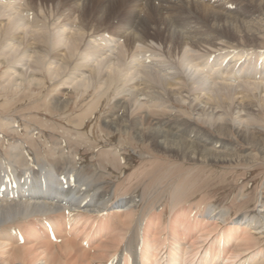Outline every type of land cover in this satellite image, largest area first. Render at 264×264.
I'll list each match as a JSON object with an SVG mask.
<instances>
[{
    "label": "bare ground",
    "instance_id": "6f19581e",
    "mask_svg": "<svg viewBox=\"0 0 264 264\" xmlns=\"http://www.w3.org/2000/svg\"><path fill=\"white\" fill-rule=\"evenodd\" d=\"M133 1L108 31L111 0L84 26L75 18L90 0H0V90L64 84L53 101L63 110L91 91L86 115L115 99L106 128L198 160L228 155L198 122L264 148L255 118L264 111V48L252 43L264 38V0L256 12L228 0ZM15 144L10 160L0 158V264H264V184L231 214L192 199L186 180L160 197L157 185L144 200L128 198L135 169L112 196L68 165L33 167L27 144Z\"/></svg>",
    "mask_w": 264,
    "mask_h": 264
},
{
    "label": "rangeland",
    "instance_id": "374dc122",
    "mask_svg": "<svg viewBox=\"0 0 264 264\" xmlns=\"http://www.w3.org/2000/svg\"><path fill=\"white\" fill-rule=\"evenodd\" d=\"M256 1L257 0H228L226 2L225 0V6L228 8L240 6L249 12H256ZM61 2L62 1H59V3ZM90 2V12L88 14H83L82 19L75 18L77 23L79 22L83 26L91 25V21L95 18L96 9L99 7L102 0H90ZM111 3L113 5V17L111 14L109 16L110 18H104L105 22L108 21L106 24L108 31L110 27L113 28L114 25H118L121 20H124V13L126 9L133 7L135 4L133 0H111ZM142 5H144L143 2L140 3L139 7ZM148 6L151 7V5ZM79 23L78 25H80ZM144 33L146 32L143 31V34ZM252 43L254 45V49L258 48V50H263L264 38L255 41L256 44L254 42ZM2 68H5L6 70V67H0V82L3 79V71H5ZM46 87L36 88V86H31L27 89V86H24L19 90H13L14 93L12 92L11 87L5 89L4 91L0 90V93H2V95L0 94V158L4 157V160H10L12 147H14L15 143L17 144L18 141H21L25 145L27 144L26 148H29L27 149L30 151L32 160L35 163L33 167L36 165H42L41 163L44 164V162L49 164H58L59 166L63 164L68 165L71 168L73 167V169H78L83 175L89 178L91 177L94 183L100 184L101 187L109 191L112 196L114 191L121 187L127 176L133 171V169H135L140 173L138 174L136 182L133 183L127 192L126 196L128 198L130 196L135 197L136 195L139 197L141 194V197L139 198L140 200H144L147 198L151 187L157 185H159L161 190L160 195L158 196L160 197L162 195H166L174 186L173 184L185 185L186 182L185 187L190 188L188 193L192 199L201 203H208L217 206L224 211H229V214L250 206L254 201L256 190L260 184H264V148L255 146L252 143L248 144L249 141H243L236 135H232V133L228 136L222 133H219V135L218 133L210 130L203 122H198L205 132L213 134L215 138L217 137V139H220L221 141L225 140L227 147L223 150L228 155H226V158L222 160H198L196 158L197 156L189 158L180 154L176 155L175 153H170L166 150V152H164L163 150L153 149L148 142L138 141L135 139L132 136L131 131L127 133H124L122 130L114 132L113 130L106 128L103 125L102 120L115 110V99L106 101L103 106L100 104L97 109H93L90 112L92 114L89 113L90 116L87 114L89 116L88 117L85 114V110L88 103L91 101V96H87L88 94H91V91H88V93L82 97L78 96L79 93H77L76 97V93H74L73 98L71 97L72 99L69 101V103H71L63 110L62 108L54 106L53 101L60 98L62 95L60 93L64 92L63 87L66 86L62 84L57 88H53L48 84ZM15 93L16 95L14 96ZM26 93L28 95H26ZM4 103L8 106H5ZM173 105L175 107H179L181 104L176 102ZM184 108L188 109L187 105H184ZM115 111L118 112V109ZM260 112L261 114L255 118L259 121L261 126L259 139L261 143L260 145H263L264 147V111L261 110ZM80 113H84V115L81 116L82 114ZM5 118L14 120L15 122L13 124L19 127L18 130H12L13 124H10ZM84 120L86 122H84ZM82 123L84 124L82 125ZM87 125L93 132L90 131L89 128L87 129L88 132L85 131ZM70 126H72L73 129ZM91 127H93V129H91ZM77 128H80L81 130L77 131ZM192 136L193 135H191V137ZM12 142L13 146H10L12 145ZM116 149H119V151ZM53 150H55V152H53ZM116 160L118 161L116 162ZM24 161V158L17 161L20 169L23 167L22 164ZM79 163L81 166L78 165ZM142 167L143 169H141ZM95 168L97 169L95 170ZM184 180L186 181L184 182ZM228 216L229 215H227V217Z\"/></svg>",
    "mask_w": 264,
    "mask_h": 264
}]
</instances>
